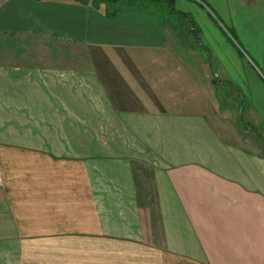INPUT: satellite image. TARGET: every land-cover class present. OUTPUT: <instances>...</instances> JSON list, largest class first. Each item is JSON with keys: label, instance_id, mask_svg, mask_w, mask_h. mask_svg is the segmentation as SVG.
<instances>
[{"label": "crops", "instance_id": "crops-1", "mask_svg": "<svg viewBox=\"0 0 264 264\" xmlns=\"http://www.w3.org/2000/svg\"><path fill=\"white\" fill-rule=\"evenodd\" d=\"M167 1L0 0V264H264V0Z\"/></svg>", "mask_w": 264, "mask_h": 264}, {"label": "rangeland", "instance_id": "rangeland-1", "mask_svg": "<svg viewBox=\"0 0 264 264\" xmlns=\"http://www.w3.org/2000/svg\"><path fill=\"white\" fill-rule=\"evenodd\" d=\"M82 1H90L95 5H106V9L108 11L110 10H117L123 7H129V6H134V7H138L140 9H145V10H149L152 12H155L156 14H158L160 17H165L166 12L169 11V3L166 0L163 3H159V2H150V0H146L147 2H143L142 0H111L108 2V0H82ZM159 1V0H158ZM176 3V2H175ZM174 6V9L177 11H182L180 12V15L182 16H176V20L179 22H181L182 27L185 29V31L187 32V36L189 38V41L192 42L193 45H195L197 48H199L201 51H203L201 48L203 47L200 41L197 40V36H196V32L191 29L192 26L194 27H199V30L201 31V33H203L202 35V41L205 44V38H206V32H207V22H206V17L203 16H199L198 18H196L194 12L192 13L190 7H185L183 6V8H180L177 4L172 5L171 7ZM176 11V12H177ZM176 14H179L178 12ZM209 19V18H208ZM192 24V25H190ZM210 29V27H209ZM199 31V32H200ZM215 32V29H214ZM216 36L218 37V33H216ZM232 36V35H231ZM14 39V38H11ZM8 40V39H7ZM12 41V40H11ZM0 42H3V39H0ZM6 42V41H5ZM15 44V42L12 41V43H10V47H13ZM205 54V51H203ZM245 54V57L247 59H250L247 55V53L245 51H243ZM212 68L215 69V65L213 64V60H212V64H211ZM216 70V69H215ZM220 89H222V91L226 89L225 84H223L222 86H218ZM235 93V92H234Z\"/></svg>", "mask_w": 264, "mask_h": 264}]
</instances>
